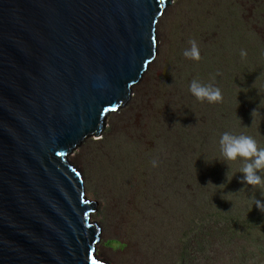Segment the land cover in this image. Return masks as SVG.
Returning a JSON list of instances; mask_svg holds the SVG:
<instances>
[{"label":"rangeland","instance_id":"374dc122","mask_svg":"<svg viewBox=\"0 0 264 264\" xmlns=\"http://www.w3.org/2000/svg\"><path fill=\"white\" fill-rule=\"evenodd\" d=\"M155 34V59L128 104L69 157L96 204L98 257L264 264L262 190L241 182L242 160L221 161L219 144L230 132L264 147V0H172ZM190 40L199 61L183 55ZM193 79L219 87L223 102L197 100Z\"/></svg>","mask_w":264,"mask_h":264},{"label":"water","instance_id":"95a60500","mask_svg":"<svg viewBox=\"0 0 264 264\" xmlns=\"http://www.w3.org/2000/svg\"><path fill=\"white\" fill-rule=\"evenodd\" d=\"M172 0H0V264H107L71 154L156 56Z\"/></svg>","mask_w":264,"mask_h":264},{"label":"clouds","instance_id":"9594fccd","mask_svg":"<svg viewBox=\"0 0 264 264\" xmlns=\"http://www.w3.org/2000/svg\"><path fill=\"white\" fill-rule=\"evenodd\" d=\"M191 47L185 49L183 55L186 58L199 61L201 59L200 49L195 40L189 41ZM241 57L247 56L245 50H241ZM213 79H215L213 77ZM190 92L199 101H207L209 103H222L223 95L219 87L214 84H203L200 81L193 79L190 84ZM256 110L253 111L254 117ZM220 152L224 157L222 162H235L242 160V165L239 172L243 173L241 182L252 187L259 186L261 196H264V147H260L258 142L251 136L240 134L235 135L230 132H224L219 141ZM153 166H156L157 161L153 160ZM228 164V163H227ZM229 165V164H228ZM230 166V165H229ZM228 174V173H227ZM228 176V175H227ZM254 205L264 212V201L256 199Z\"/></svg>","mask_w":264,"mask_h":264}]
</instances>
